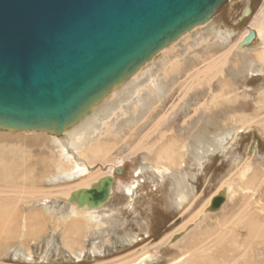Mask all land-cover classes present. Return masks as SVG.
<instances>
[{
  "label": "rangeland",
  "instance_id": "1",
  "mask_svg": "<svg viewBox=\"0 0 264 264\" xmlns=\"http://www.w3.org/2000/svg\"><path fill=\"white\" fill-rule=\"evenodd\" d=\"M200 24L85 110L99 115L94 159L71 148L69 132L0 125V213L6 219L0 264H129L142 255L154 258L145 264H168L188 246L184 264L201 257L264 264V244L235 253L228 239L239 218L264 228V65L256 60L248 66L263 42L242 45L251 31L264 28V0H228ZM157 85H166L158 96ZM104 105L110 113L100 112ZM166 146L176 158L169 174L154 170ZM105 177L113 181L103 205L91 210L70 202ZM182 178L192 193L178 204ZM224 189L235 195L225 231L213 224L218 212L185 231ZM67 217L70 224L58 223ZM71 223L77 229L71 231ZM177 233H183L180 242L169 247ZM125 237L137 240L126 244ZM244 239L242 231L239 241ZM200 247L205 251L193 257Z\"/></svg>",
  "mask_w": 264,
  "mask_h": 264
},
{
  "label": "water",
  "instance_id": "2",
  "mask_svg": "<svg viewBox=\"0 0 264 264\" xmlns=\"http://www.w3.org/2000/svg\"><path fill=\"white\" fill-rule=\"evenodd\" d=\"M227 1L0 0V123L19 131L55 123L63 132L126 73ZM254 38L251 31L242 45ZM112 181L88 191L95 204L108 201Z\"/></svg>",
  "mask_w": 264,
  "mask_h": 264
},
{
  "label": "bare ground",
  "instance_id": "3",
  "mask_svg": "<svg viewBox=\"0 0 264 264\" xmlns=\"http://www.w3.org/2000/svg\"><path fill=\"white\" fill-rule=\"evenodd\" d=\"M247 11V10H245ZM251 15V14H250ZM203 23V22H202ZM203 24H198L194 27H192L191 29L187 30L186 32H184L183 34H181L177 39H175L174 41L172 42H169L167 43L163 48H161L159 51L156 52V54H154L152 56L151 59H149L148 61H146L143 65H146L147 62H150L152 59H154L160 52H162L164 49H166L167 47L170 48V46H172L174 43L176 44V41H178L180 38H182L184 35H186L187 33L191 32V30L193 29H199L198 27L199 26H202ZM206 25V24H205ZM228 31V30H227ZM219 33V32H218ZM191 34V33H190ZM187 36V35H186ZM259 36V37H258ZM246 38V37H245ZM244 38V39H245ZM258 38V40L262 41L263 43V47H262V52L256 57H253L254 59H250L249 60V64L248 66H250V68H252L255 64V61L257 60L258 62L262 63L264 65V28H259L258 30V34L255 33V38L256 39ZM243 39V40H244ZM254 41L252 40V43ZM178 43V42H177ZM212 43V42H211ZM244 49V47L242 48ZM261 50H259L258 52H260ZM177 56V55H176ZM175 58V57H174ZM180 59V58H179ZM153 61V60H152ZM155 61V60H154ZM169 61V60H168ZM167 62V61H166ZM152 63V62H151ZM142 66V65H141ZM140 66V67H141ZM137 68V69H140ZM249 68V70H250ZM137 69H135L133 72H128L126 73L123 78H121L117 83H115L113 86H111L108 90H106L105 92H103L99 97H97L96 99H94L88 106L84 107L82 109V111L78 114V116L71 122L70 125H66L64 127V132H69V136H70V146L73 150L75 151H79V154L80 155H83V156H86L88 154L92 155L93 156V159H94V156L95 155H98L99 154V150L98 149V145H94L92 143H94L93 141V137L92 135L96 133V130H97V127H95L97 121H98V118H99V115L98 114H90L85 110L87 108L90 107H97V103H99V100L101 97H104L106 96V94H109L110 92H112L115 88L117 89L121 84L125 83L126 81L130 80V78L132 77L131 74H133ZM142 69V68H141ZM241 70V69H240ZM236 71V70H235ZM238 71V70H237ZM145 74V73H144ZM239 74V73H238ZM154 77V76H153ZM177 77V76H176ZM133 79V78H132ZM154 80V78H153ZM148 81V80H147ZM146 82V81H145ZM123 86V85H122ZM136 86V85H135ZM158 86V85H157ZM120 89V88H118ZM126 89H129V86L126 87ZM157 91H156V95L158 96V93L159 94H163V92L165 91L166 89V85H159L158 87H156ZM155 89V90H156ZM158 92V93H157ZM113 93V92H112ZM137 94V93H136ZM113 95V94H112ZM135 96V95H134ZM165 96V95H164ZM149 97V96H148ZM134 98V97H133ZM150 98V97H149ZM160 98V97H159ZM158 98V99H159ZM148 100V99H147ZM151 100V99H150ZM122 101V100H121ZM181 102V101H180ZM128 104V103H127ZM126 104V105H127ZM124 106V105H123ZM150 106V105H149ZM101 107V106H100ZM98 107V108H100ZM110 107V105H104L103 107L100 108V112L101 113H107L108 112V108ZM127 108V107H126ZM135 108V107H134ZM112 109V108H111ZM111 111V110H110ZM113 111V110H112ZM135 111V110H134ZM139 111V110H138ZM114 112V111H113ZM110 113V112H108ZM119 115V114H118ZM83 116V117H82ZM102 116V115H101ZM103 116H106V115H103ZM112 116V115H111ZM102 118V117H101ZM110 118V117H109ZM134 118V117H133ZM136 118V117H135ZM108 119V118H106ZM101 120V119H100ZM99 120V122H100ZM104 120V119H103ZM217 121V120H216ZM98 122V123H99ZM131 122V121H129ZM136 121H132L131 123H135ZM102 123V122H101ZM115 123V122H114ZM0 125H2L0 123ZM69 126V127H68ZM104 126V125H103ZM199 128V127H198ZM42 129V128H40ZM44 129H46L48 131V129H52V131L55 129L56 131L52 132V134H57L58 133V126L57 124H52L50 126H46L44 127ZM123 130V129H122ZM239 128L236 130L234 129V131H238ZM46 132V131H45ZM50 132V131H49ZM122 133V132H121ZM43 134V133H42ZM51 134V135H52ZM97 134V133H96ZM114 134V133H113ZM222 134V133H221ZM58 135V134H57ZM100 135V134H99ZM214 135V134H213ZM56 136V135H55ZM140 136V135H139ZM225 136V134H224ZM202 137V136H201ZM69 138V137H68ZM95 138V137H94ZM226 139V138H225ZM38 140V139H37ZM130 140V138H129ZM91 144L86 147V143ZM98 142V141H97ZM59 143V141H58ZM173 143V142H172ZM213 143V142H212ZM174 144V143H173ZM206 144V143H205ZM118 145V144H117ZM182 146V145H181ZM205 146V145H204ZM218 146V145H217ZM183 147V146H182ZM70 148V147H69ZM184 148V147H183ZM177 151V150H176ZM217 151V150H216ZM199 152V151H198ZM181 154H183L181 152ZM158 161L156 162V165H155V168L154 170L156 172H164L165 174H169L172 170V167L175 165L176 163V158H175V151H173V147L171 146H166V147H163L161 148L159 151H158ZM91 156V157H92ZM90 159V162L93 161L92 158H89ZM55 162V161H54ZM60 163V161H59ZM93 163V162H92ZM55 163H53L54 165ZM178 164V163H177ZM251 168V167H250ZM69 169V168H68ZM73 169V167L71 168ZM74 169H81V171L83 172L84 169L80 168L79 165H75ZM174 169V168H173ZM184 170V169H183ZM65 171V170H64ZM79 171V170H77ZM66 172V171H65ZM80 172V171H79ZM184 172V171H183ZM250 172V169H247L246 172L243 174V177L245 175H247L248 173ZM81 173V172H80ZM56 174V173H54ZM83 174V173H81ZM241 174V175H242ZM183 175V174H182ZM53 177V176H52ZM55 178V177H53ZM193 178V177H192ZM111 179L109 177H105V178H102V179H99L96 183H94L90 188H81L79 191H77L75 194L76 195V200L74 199L75 196L72 197L71 201L72 203H74V201H76V205L79 206V207H90L92 208L91 210L93 209H96L98 207H100L101 205H103L104 203L100 202L98 204H95L92 199H93V196L92 194L90 195L88 193L89 190H93V189H97L99 192L102 191V188L105 186L106 182H109ZM186 180L184 178H182L181 180H179L177 182V193H176V198H177V203L178 204H181V203H185L189 196L191 195V190H190V187H188V185H186ZM111 189V188H110ZM253 192V191H252ZM110 193V191H109ZM217 199H221L222 202L221 204L216 207L215 206V202ZM235 199V195H233V193L230 192V189H224V190H221L218 192V194H216L215 196H212L211 198V201H210V206L209 208L207 209V211L205 210L204 213H201L199 218H198V221H196V225L192 224L191 225H188V227L186 228L185 231H189V230H197V228H199V226H201L202 224H204L207 220H209L212 216L215 215V213H221V217L220 218H217L215 221H213V224L215 226V223H217L216 225L219 227L218 229L219 230H224L225 227H226V222L229 221L228 218H227V215H228V212L226 211L227 208H228V204L230 202H233ZM232 211V210H230ZM3 212V211H2ZM89 213H92V212H89ZM4 214L0 213V240H2V232L3 230H5V221L6 219L5 216L3 217ZM83 215V214H81ZM88 215V216H87ZM84 217H87L88 219L91 218V216L89 217V214L86 213V216L83 215ZM69 218L70 217H67V218H63L61 220L58 221V223L60 224H63V225H67V224H70L69 222ZM238 218V217H237ZM224 220H227L225 222H223ZM231 220V219H230ZM212 221V220H211ZM72 224V223H71ZM231 224V223H230ZM234 225V226H233ZM5 226V227H4ZM216 226V227H217ZM77 225H70V230H74V229H77ZM230 228V227H229ZM214 229V227H211L210 230ZM216 229V228H215ZM214 231V230H213ZM212 231V233H213ZM225 231V230H224ZM240 231V233H239ZM244 232L245 233V239H244V242L242 243L241 241H239V238L241 237V232ZM230 235H229V241L232 242V246L234 247L235 249V253L241 251V250H247L248 251H253L256 246L258 245H262L264 244V228H261L258 223L253 219V218H248L246 220H242L241 218H239L237 224L236 223H232L231 224V230H229ZM183 233H180L177 235H174L173 237V240L171 242V244H169V247H174L176 246L179 242H180V239H181V235ZM211 234V233H209ZM207 234V236L209 235ZM213 234H216L215 232ZM129 236V234H128ZM213 236V235H212ZM137 237V236H136ZM135 238H130V237H125L124 242L123 243H126V244H133V242H135L137 239ZM220 237V236H219ZM225 237V236H224ZM219 239V238H218ZM227 239V240H228ZM223 240V239H222ZM221 240V241H222ZM171 241V240H170ZM202 241L201 240V243L199 244H202ZM170 243V242H169ZM218 243V242H217ZM203 245V244H202ZM124 246V245H123ZM196 247V244L194 245ZM194 246H192V248H194ZM190 248V246H188ZM262 247V246H261ZM188 248V249H189ZM181 250L180 252V256L175 258L174 260H171L169 261L168 264H184L185 263V260H186V257L189 256L188 252L189 250ZM200 249L202 250L203 247H200L199 249L197 248V250H194L193 252V257H196V255L199 253ZM191 250V249H190ZM223 250V249H222ZM256 250V249H255ZM203 251H205V249H203ZM224 251V250H223ZM225 253V252H223ZM247 254L245 253V256ZM31 257V255H29ZM191 256V255H190ZM211 256V255H210ZM209 256V257H210ZM215 257L213 258H208V257H201V258H195V262L194 261H191L188 263V264H218L215 259ZM154 258L150 255H142L140 258H138L135 262H131L129 264H145V263H148L149 261H152ZM230 262L229 264H244L243 262H241L240 259H237V258H232V259H228ZM197 261H199V263H196ZM222 261H224V264H227V257L222 259ZM246 261V260H245ZM248 262V261H246ZM221 264V263H219ZM246 264V263H245ZM254 264V263H253Z\"/></svg>",
  "mask_w": 264,
  "mask_h": 264
}]
</instances>
